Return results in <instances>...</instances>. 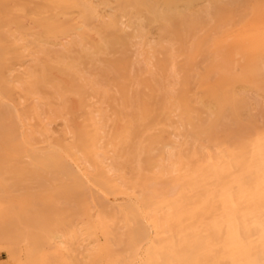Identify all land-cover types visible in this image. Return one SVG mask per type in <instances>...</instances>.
<instances>
[{"label": "bare ground", "instance_id": "obj_1", "mask_svg": "<svg viewBox=\"0 0 264 264\" xmlns=\"http://www.w3.org/2000/svg\"><path fill=\"white\" fill-rule=\"evenodd\" d=\"M199 1L202 3L200 6L197 4ZM236 1L233 0L234 5ZM10 4H13L10 7L12 12L6 9ZM177 4L184 5L183 12L174 13L171 17L162 14L163 9H174ZM215 4V0H0V22L3 21V25H0L5 26L4 21L10 20V17L28 21L33 29V38L53 41V54L60 57L70 49L73 51L74 46L80 52L81 49L89 50L81 48L82 37L85 35H95L101 41L113 36L116 41L120 39L127 42L129 73L147 76L154 82L155 96L159 99L158 110L164 117L170 113L171 95L179 91L180 100L175 101L178 105H174V112L180 113L192 132L193 116L198 113L193 105H197L198 101L194 91L189 88V78L180 76L183 71L179 70L176 63L178 53L170 41V29L176 26L188 37L210 29L216 18L213 14ZM244 6L240 8L237 30L240 28L244 36L264 41L263 0H249V3L247 0ZM105 7L110 11L107 17L101 13ZM2 26L0 107L5 102L9 107L14 105L17 121L21 115H25L28 122H37L36 127L41 130L39 133L34 127L28 128L29 124L25 121L27 128L21 123L8 139L0 136V178L2 175H10L17 182V187L12 185L18 190L25 189L22 183L26 180L30 179L32 183H27L31 185L32 193L20 202L11 198V194L6 192L8 190L0 188V244L5 245L2 246L8 256L7 264H139L142 247L144 250L141 253L143 251L145 260L140 264H264V81L259 86H253L246 79L245 84L253 86L252 90L245 87L231 94V102L242 106L245 116V124L238 126L234 134L228 136L231 132L227 135V131L226 136H222L225 133L220 135L218 127L225 124L219 123L223 117L220 115V126L217 125L219 134L212 133L213 130L209 133L206 131L207 135L201 136L203 138L205 135L206 140L200 142L197 141L200 137L195 139V133H192L194 137L180 135L179 129H176L178 133L172 141L163 145L158 155L146 154L143 161L142 150L139 152L142 155L137 153L138 156L134 155L137 150L132 152L133 156H129L132 155L130 151L129 155L115 151L113 156L112 152L104 149L109 118L105 111L97 107V104L100 107V103L94 100L103 96L107 98L109 94L101 90L95 80L82 70L77 67L66 68L74 82L87 87L91 94L90 102L85 103L87 146L81 150L75 146L76 150H67L63 144L55 143L49 133L51 123L61 119L63 136L72 135L68 121L66 123L63 119L64 113L52 106V99H57L54 96L60 100L65 92L56 80L53 81L57 85L51 84V79L46 76L48 71L47 74L40 73L47 66L42 62L44 57L41 60L44 64H39L40 70L37 71L38 64H34L37 54L44 50L31 52L34 54L31 55L22 43L18 44L24 39H17L18 36L13 38L8 33L6 35ZM20 31L23 32L21 28ZM48 50L42 53L45 58L52 55ZM210 54V49L202 52L200 63L208 64ZM160 55H164L167 61L165 77L156 76V59ZM27 56H30L27 60H31L35 66L30 65V69L23 70L29 66L26 65L29 62H25ZM51 62L54 64L53 57ZM51 66H47L48 69ZM21 69L27 71L24 76L21 75L24 78L20 77ZM56 69L53 66L52 71ZM36 71L38 75L41 74L40 92L33 85L36 82ZM59 71L56 72L63 74ZM43 74L47 80H44ZM36 85L41 87L38 81ZM20 94L25 101L18 99L21 98ZM127 97L129 101V93ZM207 98L223 113L225 102L223 97L221 100L220 91L210 88ZM24 102H27L26 111L20 113L18 107ZM0 112V115L4 112L6 117L11 114L9 110L5 112V109ZM181 119L180 122L176 120L181 123ZM182 131H185L184 127ZM34 134L44 139V145H33ZM13 153L15 158L11 156ZM126 155L129 157L126 158ZM129 158L133 162V165L131 162L129 165L133 166L131 175L135 172L133 177L128 174L131 178L140 173L143 161L149 175L145 177L148 178L146 183L150 180L156 182L162 176H167L163 178L167 181L168 176L175 175L174 187L160 190L157 187L151 188L152 183L149 185V193L153 199L149 196L146 199L150 200L142 199L144 201L140 203L111 205L104 196L127 186V180H131L121 170L123 162V167L128 166ZM36 164L39 165L40 173L37 172ZM52 176L59 182L50 181ZM127 176L129 178L125 180ZM142 177L145 180L144 175ZM136 178L131 180L133 188L140 187L137 184L135 186L134 181H143H137ZM160 180L158 183L163 181ZM54 183L59 184L55 186ZM89 184L98 192L101 190V196L91 193ZM0 185L3 186L2 182ZM54 186L64 205L59 206V202L48 200L51 198L48 194L53 192ZM145 186L142 185V188L146 189ZM131 190L129 192L134 196L136 192ZM140 192L136 193L137 200L140 199ZM156 196L161 197L159 202ZM39 198L46 202L43 204ZM99 237H102V243Z\"/></svg>", "mask_w": 264, "mask_h": 264}, {"label": "rangeland", "instance_id": "obj_2", "mask_svg": "<svg viewBox=\"0 0 264 264\" xmlns=\"http://www.w3.org/2000/svg\"><path fill=\"white\" fill-rule=\"evenodd\" d=\"M215 1H216V4L213 8V14H214V17H216V18H214L213 22L211 23L210 29H207V30H205L199 34H195V36H192L194 38H192L191 36H189V37L184 36L183 31L181 32L180 31L181 29L177 28L176 26L170 29V31L172 30V32H170L171 35L169 36L170 41L174 44L175 51H176V53H178L176 63L179 67V70L183 71L182 75H180V76L181 77L187 76V78H189V88L194 91V93L196 94V100L198 101L197 105H193V107L197 109L198 113H197V115L193 116L194 122L192 125V130L194 129V131H192V132L190 129L191 127L187 125V122L184 121V118L182 116H180V113L174 112L175 106L178 105V104H176V102H179V100H180L179 99V91H177L176 88H175L176 93H173L171 95V99L169 100V103L172 105V106H170V113L167 114L168 118L170 119V122H169L168 118H166L167 115L165 117L163 114L160 115L161 113L158 110L159 99H158V97L155 96L156 90L153 86L154 82H152L150 80V78L147 76H143V75L140 76V75H134L132 73H129L130 68H128V64L130 61V54H129V48H128L127 42H125L123 40L121 41L120 39L116 41L115 37H113V36L108 37L107 39H102V41H101V39H99L95 35H85L82 37V41H81L82 47L81 48L84 47V48H88L89 50L83 51V49L80 48L82 50V52H80V51H78L79 48L77 46H74L73 47L74 49L72 48L73 51L70 49L71 51L69 50V52L64 55L65 57L63 55H61L62 57H60L58 55L53 54V51L55 50V48L53 46V43H54L53 41L44 40V39L39 40V39H36L35 37L33 38V36H32L33 29H32V26L30 25V23L28 24V21L27 22L24 20L21 21L20 19L16 20L14 18L11 19V17H10L9 18L10 20L4 21L5 26H2L3 21L0 22V24L2 23V25H0V26L5 28V29H2V31H3V33H6V35L9 34L8 36H10V35L14 36L13 38L18 36L17 39H19V38L24 39L23 42H18V44L22 43L26 47L27 51L30 52V54H31V52L32 53L38 52V50L39 51L44 50L45 52H47L48 49H50V51L52 53V55H49V57H46V58L42 54L44 51L37 54L38 58L36 57L37 61L34 62V64L35 63L38 64V65H36V64L35 65H36V67L38 66L39 69H36V68H34V69H36L37 71L40 70L41 66L39 64H41L42 62H45V64L44 63H42V64H44L45 66L47 65L48 67L52 65L49 69L47 66L44 67V65H43L44 69H43V67H42V69L44 71L40 70V73L42 72V73L47 74L46 72L48 71V74H50V76L48 74L46 76H48L49 80L51 79L50 80V82L52 81L51 84L52 83L56 84L53 81V80H56V82H58L57 83L58 86L60 83L62 91L65 92L63 94V92L61 91L63 96L65 95L64 96L65 98L60 96L61 97L60 100L58 99L57 96H54L58 100L57 99L55 100V98H53L52 99V106H53V109H56V110L58 109V110L62 111V113H64L63 119L66 120V123L68 121V125H69L68 128H69V130L71 129L70 132L72 135H74V136H72V135L71 136H63V134H62L63 133L62 120L58 119L59 121L57 120V122L55 120L51 123L52 125L49 127L50 137H52V138L54 137L55 143H58L60 145L63 144V146H65V148L67 147L66 148L67 150H76V149L81 150V149L86 148V146H87L86 137L88 135V129H87V121H86L87 116L85 115V103L90 102V95L91 94H90V91L88 90L87 87H83L79 83L78 84L75 83L73 76L66 69V68L72 69L71 67H73V68L77 67L79 70H82L89 78L94 79L101 90H103V91L106 90L105 92L106 93L108 92L107 94H109V95H107V98L105 96L106 99L103 96V98L99 97V100H97V99L94 100L95 102L100 103L99 104L100 107L98 106V104H97V107L102 109V111H105L106 115L109 118L108 128L106 131L107 135L105 134L106 139L104 138V143H105L104 149H108L107 151L109 153L112 152L113 156H114L115 151H118V152L122 151L120 153H122V154L126 153L128 155H129V153H131L132 155H129V156H133V153L136 150L137 151L134 155L138 156L140 154L139 152L142 150L141 152L143 155L142 154H140V155H142V158H143L142 160L144 161V158H145L144 155H146V154H149V155L153 154L152 156H156V153H157V155H158V151H160L162 149L163 145L168 143V141H172L173 137L178 133V131H179L180 135L187 134V135L193 136L194 134H192V133H195V135H196V136L194 135L195 139H198V137H200L199 140H197V141L201 142L202 140L203 141L206 140V138L204 137L205 135L203 136V138L201 137L203 134H206L207 132L209 133V131L211 132L212 130H213L212 133L217 134L218 133L217 132V130H218L217 125L221 122H222L221 124H224V123L226 124V125L225 124L221 125L222 127H218L219 130H221L220 135L225 133L222 136H226L227 131H228L227 135L229 134V131L231 132L228 136L234 134L236 132V129L238 131V129H239V128H237L238 126H241V124H243V125L245 124V116H244L243 108H241L242 106H239V104H237V103L233 104L231 102V98H232L231 94L234 93V91H237L238 89H244L245 87L248 90L249 89L252 90V87L254 85L259 86L264 81V41H262L260 39L258 40L254 37H250V36L248 37L246 35H245L246 36V38H245L244 34L240 32V28H238L239 30H237V28H236V27H239L238 24H239L240 20L238 17L240 16L239 14L241 13V9H242L241 6L245 7L244 5L247 4V0H238V1L235 0L236 1V2H234L235 5L233 4V0L228 1V2L224 1V0H215ZM240 1H243L244 4L239 3ZM263 2H264V0H263ZM248 3H249V0H248ZM197 4H199V6H200L202 3H200V1H199V2H197ZM240 4H242V5H240ZM8 6H9V8H6L7 11L12 12L13 9H11L12 8L11 6H13V4L12 5L10 4ZM184 8H185L184 5L177 4L174 9H163L162 14H164L167 17H171L172 15H174V13L176 14L179 12H183ZM109 12L110 11L108 10V7L103 8L101 11V13L105 17L108 16ZM110 14H112V13H110ZM157 14H158V11H157ZM148 20H149V17H148ZM20 22L24 23V25ZM20 24H22V25H20ZM232 24H234L235 26ZM6 26L8 28H6ZM20 28H21V30H23L24 33L22 31H20ZM30 35L33 39L30 37ZM247 37H248V39H247ZM250 39H252V41ZM37 40H39V41H37ZM42 40L44 42H41ZM49 41H51V42H49ZM261 43H263V44H261ZM75 47H77V50H75ZM206 49H210V51L212 53V54H210L211 58L208 61L209 62L208 64L207 63L201 64L200 63L201 59H199V58L201 57L202 52H205ZM74 51H78V52H74ZM0 52L2 53V50ZM51 53H49V54H51ZM31 55H34V54H31ZM51 56L53 57V63L54 64H52V62H51L52 61ZM42 57H44V60H42ZM28 58H30V56L26 57L25 62L26 63L29 62V64H26V63L25 64L29 65V66H25L24 68H22L23 70H27V69H30L31 67L35 66V65L34 66L32 65L33 63L31 64V62H32L31 60L30 61L27 60ZM50 58H51V61H50ZM41 60H42V62H41ZM46 60H47V62H50V63L47 64ZM30 65H32V66L30 67ZM156 65L158 66L156 68V69H158L156 76L157 77H162V76L165 77L166 68H167V61H166L164 55L158 56V58L156 59ZM53 66H55L57 68L55 71L54 70L52 71ZM45 68H47V69H45ZM61 68L64 69L65 71L61 70ZM22 69L20 71L22 73H19L20 77H23L24 74L27 72V71H25V72L22 71ZM58 70L62 71L63 74H59L58 72H56ZM219 71H220L219 75L216 76V73L218 74ZM36 72H35V74H36ZM22 74H23V76H21ZM38 74L39 73L37 72V74L35 75L36 82H33V85L35 84L34 88H36V90H38L40 92V90L42 88V84H40V82H39L40 81L39 77L41 78V76H40L41 74L40 75H38ZM44 76L45 75L43 74L42 77H44ZM46 76H45V79L44 78H42V79L47 80ZM220 78H221V80H220ZM246 79L249 82H251V85H253V86H251L249 84H245ZM37 81H38V84L41 85V87H37L38 86V85H36ZM42 83L44 85L46 83V81H45V83L44 82H42ZM225 83H226V85H225ZM216 85H218V87L219 86L220 87L216 88ZM37 88H39V89H37ZM61 88H59V89L61 90ZM210 88L217 89L218 91H220L221 100H222V97L224 98L223 101L225 103H224V106L222 107L223 113L218 111L219 108H217L207 98V94H208V91H210ZM128 93L130 96L129 101H127L129 98V97H127ZM19 97H21V98H18V99H22V101H25L21 94ZM174 102H175V104H174ZM8 103H9V101H8ZM114 103L116 104V107H115ZM127 103L128 104L130 103V104L128 105ZM4 104L5 105H1L0 110L4 111V109H5V112H6V110H9L11 112V114H10V116L8 115L9 117L8 116L6 117V114H4V112H3V115L2 114L0 115V117H4V119L3 118L0 119V133H1L0 136L2 135L6 139H8L9 136H11L15 133L14 132L15 128L18 125L21 126V123L24 126V128L34 127V130L35 131L37 130L40 133L41 130H39L37 128L38 127L37 122H34V121L28 122L27 121L28 118H27V116L25 117V115H23V116L21 115V119H19L17 121V119L15 118V115H14L15 113L13 111L14 105L9 107V106H7L6 102ZM26 104H27V102H24V104L22 105L23 107L22 106L18 107V109H20V113H24L26 111V109H25L27 106ZM123 104H125V105H123ZM226 104H227V106H226ZM121 113H122V115H121ZM124 115H125V117H124ZM220 115L221 116L223 115L222 119H220L221 118ZM126 116H127V118H126ZM24 117H25V120H24ZM218 117H220V118H218ZM164 118H165V120H164ZM176 119L179 122H180L179 119H181L182 122L179 123V122H177ZM195 119L197 121H195ZM219 119L222 121L219 122ZM25 121L28 122L29 126L26 127V125H24V124H26ZM16 122H18V123H16ZM181 124H183L185 131H182L183 127ZM218 126H220V124ZM181 127H182V129H181ZM176 129L177 130L179 129V130L176 131ZM223 130H225V131H223ZM60 132H61V134H60ZM39 133H37V134H39ZM60 136L62 137V139ZM56 137H58V139ZM70 137H71V139H70ZM72 138L74 139V141ZM33 139L35 142V143H33L34 146L36 145V147H38V146L44 145L42 143V141L44 139L41 138L40 135L34 134ZM68 140H69L70 144L67 143ZM70 145L73 147H70ZM111 145H113V146H111ZM74 146L76 147V149ZM115 147L116 148L121 147V148L116 149ZM128 151H130V152L128 153ZM14 153H15V151H14ZM14 153L11 156H13ZM137 153H139V154L137 155ZM129 156L126 155V158ZM13 157L15 158V156H13ZM130 158H129V160H130ZM133 160L134 159H132V161ZM132 161L130 160L127 163L128 166L130 165V162H131V164L133 163ZM143 161H141L142 164H140V165H143V168L140 169V173L137 174L136 176H134V178H131V177H133V175H135L134 174L135 172L133 173V175H131L133 172L132 171L133 166L132 167L129 166V169L131 170L130 171V170H128L127 165H125V167H123L125 162L122 161L123 164H121L122 162L120 163L121 164V170H123L122 172L125 174V176L128 174L131 175V177L128 175L130 178L127 176L125 180H127V178L134 180L137 177L138 178V179L136 178L137 181H140L143 179V177H142L143 175H144V178L149 177V175L146 173L147 169H146V167H144V165L146 166V164ZM35 166H37V164ZM37 168H38L37 172L40 173L41 170L39 168V165L37 166ZM5 171H10V170H5ZM141 172H142V175L140 176ZM171 176L170 177L168 176L167 181H166V179H165V181L163 180V178H165L167 176H165V177L162 176V178L159 177L160 179L163 180L162 181L163 183L162 182L158 183L161 181L159 178L156 180V182L154 180L149 179L150 180L149 183H146V182H148V178H145V180L143 179V181H145V182H143V181L138 182L139 185H138V183H135V181H134L133 183L135 184V186H136V184H137V186H140V187H134V188L131 186L132 185L131 180L130 181L127 180L129 184L131 183L130 185H128V183H127L126 184L127 186L120 187V188H118V191H116L115 193L106 194L104 197H106V199L109 201V203L111 205H114V206L125 205L128 202L140 203L141 201H144L142 199H145V201L150 200V199H146V198H148L149 196H152V199H153L154 197H153V195H150V193H149V191H150L149 185L153 183L151 185V188L157 187L160 190H167L169 188L171 189L172 187H174V185L176 183L175 178H173L175 175L174 176L171 175ZM52 177L50 178V181L53 182V180H54V182L56 181V183L59 182L57 178L53 177L54 178L53 179ZM139 178H141V179H139ZM3 180H6V182L4 183ZM29 181H30V179L26 180L24 183H22L25 185V186H23V187H25V189L18 190L19 188H16L17 182L16 181L14 182L13 178H10V175H2L0 178V182H2L3 186L0 185V188L8 190L6 192L9 193V195L11 194L10 197L12 196V197H14V199H16L15 201L20 202L19 200H21V201L25 200L26 198L24 199L23 197L32 193V191H31L32 188L30 189V186H31L30 184H32V183ZM28 182L30 183L29 184L30 186L27 184ZM154 182H155V184H154ZM12 183L16 187H14L12 185ZM26 184L28 185V188H27ZM58 184H55V186H57ZM142 185H143V187L146 185L145 188L146 189L148 188V189L147 190L143 189ZM19 186H20V184H19ZM55 186L53 187L54 188L53 192L48 194L51 198L48 196L50 199H48V198L47 199L51 200V201L59 202V206H60V204L64 205V203L61 202L62 198L58 195V190L56 189ZM90 186H92V188H94V187H93V185L89 184L88 187H89V191L91 193H93V194L96 193V195L100 194V196H101V194H102L101 190H100V192H98L95 188L94 189L90 188ZM130 188H132L134 193L138 192L137 194H139V192L142 191V189H143V191L140 192V196L138 197L140 199L137 200V198L135 197V196H137L136 193L134 196L132 194H130V192H129L131 190ZM138 188H140V189L138 190ZM144 190H146V191H144ZM5 194L6 193H4L3 195H5ZM9 195H7V196H9ZM46 195H44V196H46ZM17 196L19 198H15ZM157 197H158V199H156V201L158 200V202H159L161 200L162 195H161V197L156 196V198ZM43 199H44V197H43ZM39 200L42 201V199H40V198H39ZM51 201H49V202H51ZM42 202L44 204L46 202V200H45V202L44 201H42ZM99 238H100L99 240L101 242L102 237H99ZM2 245L3 244H0V264H7L8 263L7 262L8 256H7L6 250L3 249V246H5V245H3V246ZM142 248H144V247H142ZM142 248L140 249V252H139L140 256H141V260L138 261L139 264L141 263L142 260H145L143 251L141 253V250H144Z\"/></svg>", "mask_w": 264, "mask_h": 264}]
</instances>
